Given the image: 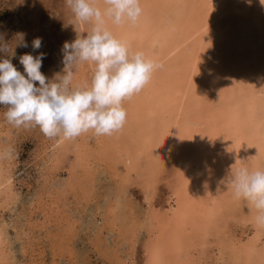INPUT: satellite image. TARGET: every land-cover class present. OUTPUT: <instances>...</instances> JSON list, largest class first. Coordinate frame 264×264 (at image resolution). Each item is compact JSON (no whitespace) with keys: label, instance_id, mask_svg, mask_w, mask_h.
Here are the masks:
<instances>
[{"label":"rangeland","instance_id":"obj_1","mask_svg":"<svg viewBox=\"0 0 264 264\" xmlns=\"http://www.w3.org/2000/svg\"><path fill=\"white\" fill-rule=\"evenodd\" d=\"M140 5L137 40L130 46H141L163 68L153 72L148 95L135 102L143 109L149 99L158 119L176 123L168 127L157 119L150 130L146 113H131L126 99L127 119L118 133L49 139L39 127L8 123L7 106L0 104V264H150L152 243L162 238L176 204L179 143L187 152L202 144L193 152L198 155L193 167L201 178L209 174L224 206L216 227L197 233L200 238L193 235L197 240L186 247L188 261L182 264H247L245 255L232 251L245 244L258 264L264 261L259 213L234 196L231 183L241 167L264 171V29L223 14L213 26L228 29L230 36L224 40L218 33L209 48L197 49L198 36L189 37L187 29L205 17L204 0H140ZM92 26L77 21L66 0H0V36L14 51L0 52V60L11 59L25 74L20 56L45 53L41 72L54 81L64 74V43L86 36ZM18 34L28 47L15 46ZM37 37L42 46L34 50ZM237 42L244 49L230 50ZM94 70L91 62L74 66L71 87H90ZM176 256L167 254L161 262L183 259Z\"/></svg>","mask_w":264,"mask_h":264},{"label":"clouds","instance_id":"obj_2","mask_svg":"<svg viewBox=\"0 0 264 264\" xmlns=\"http://www.w3.org/2000/svg\"><path fill=\"white\" fill-rule=\"evenodd\" d=\"M66 4L77 21L92 23L91 31L64 43V74H56L54 81L41 72L45 53L20 56L26 76L11 59L0 60V104L7 106L5 119L15 127H39L49 139L62 135L72 140L89 131L97 136L112 135L126 123L123 101L142 91L163 65L143 52L132 53L107 27V20L118 26L137 23L142 15L140 0H104L103 9L96 0H66ZM16 40L15 46L28 47L23 34ZM41 46L42 38L32 41L34 50ZM0 52L14 55L2 36ZM84 62L95 65L90 87H71L74 66ZM231 183L234 196L253 205L259 213L257 224L264 226V171L241 167Z\"/></svg>","mask_w":264,"mask_h":264},{"label":"bare ground","instance_id":"obj_3","mask_svg":"<svg viewBox=\"0 0 264 264\" xmlns=\"http://www.w3.org/2000/svg\"><path fill=\"white\" fill-rule=\"evenodd\" d=\"M239 1L240 0H204L205 5L207 6V8H206L207 10H205V14H206L205 17L203 18L202 14H201L200 18H202V19L199 20L197 23H195L192 26V30L187 29V33L192 31V32H190L189 37L192 38V36H196V37L198 36V41L196 42L197 43L196 44L197 49L209 48L212 45L213 40H216V39H213L212 37L216 38L218 33L219 34L222 33L221 36H223L222 38L224 40L230 36V32H228V29H222L220 27V25L219 26H217V25L213 26V24L215 22V17H217V19H218L223 14H227V15L229 14V17L232 16L234 19L237 18L238 23L240 25H244V24L247 25L248 23H250L249 21H251L250 26L254 27V24H252L254 22L257 24V28H259L260 30L264 29L262 27L264 24V11H262L263 6H264V5H262L263 0H258L257 3H255V5H253V4L251 5V2H248V1L247 2H245L244 0L242 2H239ZM96 3L99 6H101V8L103 9L104 0H96ZM259 9H261V10L259 11ZM106 24H107V27L109 28V30L113 33V35L116 38L125 42L128 46L132 45L131 43L132 42L134 43V41L137 40L136 39L137 36L136 37L134 36V31H135L134 28H136L135 24H132L130 22H126V23L118 26V25L113 24L110 20H107ZM189 26L191 28V25H189ZM263 31H261V32H263ZM219 40H220V37H219ZM250 45H251V43H250ZM239 46H240L239 42H237L235 44L232 43L230 50L233 49L234 52H240L244 48L243 47L241 48ZM129 48H130L131 52L133 51L132 53L144 52V50L141 46L140 47L135 46L133 49L130 46ZM225 52H227V51L225 50ZM217 54H219V53H217ZM153 61H155V60H153ZM222 77H223V79L226 78L224 73H221L220 78H222ZM149 88H150V86L147 84L143 88L142 91H140L139 93H137V94L133 95L131 98H129L128 102L126 103L125 106H127V107L129 106V109H131L130 110L131 113H133L132 112V109H133V111H134V113H136L135 115H137V117H141L142 114L146 113V115L148 116V121H151V125H149V127H150L149 129L154 130V127L155 128L157 127V119H158L157 117L160 114L159 110H158V113L156 114L154 111L155 109H151L148 106L147 101L149 99H147V98H146V100H143V102H142L143 109L142 108L138 109L140 106L137 105V103L140 101L135 102L138 98H140V96L146 97L148 95ZM191 91L192 90H190L189 92H191ZM192 92H193V95H194V93L196 95L195 90H193ZM145 109H147V110H145ZM144 110L147 112H145ZM135 118H136V116H135ZM143 119H145V118H143ZM158 120L161 123H164L166 121L164 119L162 120V118L158 119ZM170 123H176V122L166 121L165 125L168 127H172V126H170ZM132 129H133V127H132ZM184 138L186 139V137H184ZM202 138H203V136H202ZM198 139H199V137H198ZM246 145H249V144L247 143ZM197 147H198V151H199V147L201 148L202 144L201 145H200V143L196 144V146L192 147L194 151L190 150L191 152L185 151L184 146L181 145L180 143H179L178 147H174L176 155L180 158L179 160L181 163L180 171H179V177H180L179 183H180V185H179L178 191L176 193V197H177L176 204L172 207L173 209H172L171 214L169 216L167 225H165L166 228L164 229L163 234L160 236L162 238L160 240H154V242L152 243V250H151V256L150 257H152L153 259H151V258L150 259L152 261L156 260L157 261L156 263L159 262L158 264H162L161 261H164L167 258V254H170V253L173 255H177L176 257H178L179 259L180 258H183V259H180L179 261L178 260L177 261L169 260V261H167L168 262L167 264H182L184 262V260L188 261V260H186V256L188 254V252H187L188 249H186V247L191 246L193 243H195V240H197V239L193 240V238H194L193 235H195V237H197V238H198V236L200 238V235H197V233L205 235L204 233H206L207 229L214 227L213 225L215 224V219H217V218H215L217 212L219 210H221L222 208H224V206L222 207V199L220 196V192L217 189H214L212 187V183L209 181V177H210L209 174L207 173L204 176H202V178H201L197 169H195L193 167V162H194L193 158H195V156H198V155H196L197 153L193 154V152H198ZM246 148H248V147H246ZM249 149H250V147H249ZM249 149H247V150H249ZM158 153H159V151H158ZM210 183H211V185H210ZM213 186H215V185H213ZM217 220H219V219H217ZM216 224H217V222H216ZM216 224H215V227H216ZM201 239H202V237H201ZM241 246L237 245L236 248L234 247L235 249L234 248L232 249V251L236 250L239 257H242L241 255H245L246 258L249 260V261H246L247 264H249V263L250 264H258L259 261H255L257 257L254 254H252L251 249H250V245L245 244V245H241ZM184 253H186L185 257L183 256ZM251 256H253V261H255V262L252 261ZM254 258H255V260H254ZM170 259H173V258H170ZM151 262H150V264H151ZM262 262H264L263 259H261L260 264H263ZM238 264H239V262H238Z\"/></svg>","mask_w":264,"mask_h":264}]
</instances>
